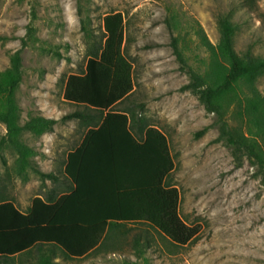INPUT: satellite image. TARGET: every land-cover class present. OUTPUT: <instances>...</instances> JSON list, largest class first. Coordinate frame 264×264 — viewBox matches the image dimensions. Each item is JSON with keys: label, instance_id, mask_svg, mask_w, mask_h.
<instances>
[{"label": "rangeland", "instance_id": "obj_1", "mask_svg": "<svg viewBox=\"0 0 264 264\" xmlns=\"http://www.w3.org/2000/svg\"><path fill=\"white\" fill-rule=\"evenodd\" d=\"M115 13L124 18L122 55L133 89L113 109L166 136L175 162L168 180L180 193L179 215L199 233L181 247L145 224H128L107 254L78 260L58 253L57 264H119L122 258L137 264H264V175L218 140L215 115L197 95L182 89L190 82L189 69L203 73L208 68L210 53L198 29L218 46L219 16L234 23L240 55L251 51L264 57V0H0V35L8 37L0 42V71L11 67L16 51L22 52L15 95L20 124L38 116L56 120L52 131H25L19 137L31 150L26 155L31 166L21 175L20 155L0 121L5 160L0 157V200H11L26 213L36 197L47 200L68 192L65 160L82 143L88 122L65 119L86 111L64 99L65 83L84 71L92 45L104 43V17ZM252 84L264 97V75L243 85V94H249ZM227 118L233 128H245L235 105ZM28 258L16 257L14 264H28Z\"/></svg>", "mask_w": 264, "mask_h": 264}, {"label": "trees", "instance_id": "obj_2", "mask_svg": "<svg viewBox=\"0 0 264 264\" xmlns=\"http://www.w3.org/2000/svg\"><path fill=\"white\" fill-rule=\"evenodd\" d=\"M220 41L214 46L199 28L202 45L210 53L203 72L189 69L190 82L183 86L197 95L206 110L215 115L218 140L225 141L236 158L248 159L264 175V97L251 85L248 95L242 86L264 75V57L251 51L240 55L234 47L236 27L219 16ZM104 43L92 45L86 68L71 74L65 83L64 99L85 107L65 119L88 122V131L75 150L68 153L63 171L68 192L58 198L36 197L24 213L11 200H0V264H14L16 257H29L28 264H57V254L83 259L92 253L107 254L128 224H145L176 246H185L198 236L179 215L180 193L170 184L175 168L166 136L153 126H140L113 107L133 89L129 68L123 59L124 18L120 13L104 17ZM82 30L90 41L88 27ZM8 37L0 35V42ZM182 66L185 57L173 43ZM11 57V67L0 71V121L7 127L9 143L20 155L19 175L31 163V151L19 139L25 131H52L56 120L38 116L20 124L16 91L21 82L22 56ZM243 94V96H241ZM235 105L242 130L227 118ZM260 140L261 142H258ZM4 141H0V149ZM0 157L3 161L4 158ZM40 176L57 181L53 174ZM110 242H112L110 244ZM114 245V246H113ZM140 240H135V247ZM119 264H137L122 258Z\"/></svg>", "mask_w": 264, "mask_h": 264}]
</instances>
